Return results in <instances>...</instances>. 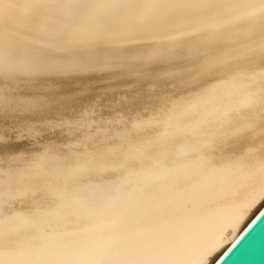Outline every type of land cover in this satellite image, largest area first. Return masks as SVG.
Wrapping results in <instances>:
<instances>
[{
	"label": "bare ground",
	"instance_id": "6f19581e",
	"mask_svg": "<svg viewBox=\"0 0 264 264\" xmlns=\"http://www.w3.org/2000/svg\"><path fill=\"white\" fill-rule=\"evenodd\" d=\"M6 124L48 139L0 129V264H213L264 205V0H0Z\"/></svg>",
	"mask_w": 264,
	"mask_h": 264
},
{
	"label": "water",
	"instance_id": "95a60500",
	"mask_svg": "<svg viewBox=\"0 0 264 264\" xmlns=\"http://www.w3.org/2000/svg\"><path fill=\"white\" fill-rule=\"evenodd\" d=\"M213 264H264V205Z\"/></svg>",
	"mask_w": 264,
	"mask_h": 264
},
{
	"label": "rangeland",
	"instance_id": "374dc122",
	"mask_svg": "<svg viewBox=\"0 0 264 264\" xmlns=\"http://www.w3.org/2000/svg\"><path fill=\"white\" fill-rule=\"evenodd\" d=\"M101 91V86L97 88L96 93ZM93 94V93H91ZM90 94V95H91ZM5 134L8 137V141L13 143L14 151L17 153H25L28 151H35L37 150L46 139H48V133L43 131H38L34 134H29L26 132L20 133L18 129L14 125L6 124L4 127L0 129H5ZM9 206H13L17 203V199L12 200Z\"/></svg>",
	"mask_w": 264,
	"mask_h": 264
}]
</instances>
